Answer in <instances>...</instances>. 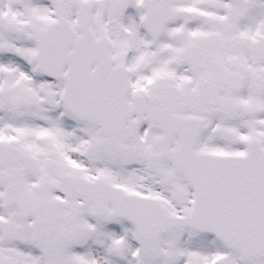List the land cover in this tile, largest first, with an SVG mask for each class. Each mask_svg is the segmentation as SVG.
Wrapping results in <instances>:
<instances>
[{"label": "snow or ice", "instance_id": "6c2138e0", "mask_svg": "<svg viewBox=\"0 0 264 264\" xmlns=\"http://www.w3.org/2000/svg\"><path fill=\"white\" fill-rule=\"evenodd\" d=\"M0 264H264V0H0Z\"/></svg>", "mask_w": 264, "mask_h": 264}]
</instances>
